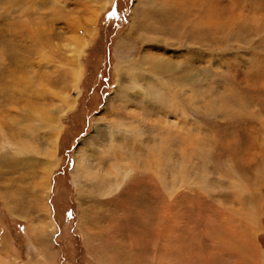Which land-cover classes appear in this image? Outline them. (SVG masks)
Segmentation results:
<instances>
[{
    "label": "rangeland",
    "instance_id": "obj_1",
    "mask_svg": "<svg viewBox=\"0 0 264 264\" xmlns=\"http://www.w3.org/2000/svg\"><path fill=\"white\" fill-rule=\"evenodd\" d=\"M108 1L0 0V161L22 139L38 146L0 168V264H155L161 224L146 210L164 205V237L187 233L190 257L207 246L245 263L238 242L222 244L235 228L257 247L246 264H264V0H185L191 15L178 1ZM192 5L214 21L197 28ZM144 8L162 33L140 27ZM50 115L62 129L48 189ZM119 162V188L102 190Z\"/></svg>",
    "mask_w": 264,
    "mask_h": 264
},
{
    "label": "bare ground",
    "instance_id": "obj_2",
    "mask_svg": "<svg viewBox=\"0 0 264 264\" xmlns=\"http://www.w3.org/2000/svg\"><path fill=\"white\" fill-rule=\"evenodd\" d=\"M114 0H109L108 2H113ZM162 1V0H161ZM179 2L180 3V6H183V5H185L186 4V6H185V8H186V10H187V12H189L190 13V10L192 9L190 6H191V2H185V0H169V6H171V8L173 7V5H174V3L175 2ZM190 1V0H189ZM168 2V1H167ZM196 2H198V0H193V3H196ZM178 3V4H179ZM143 6V5H142ZM163 6V5H162ZM165 6V5H164ZM193 6V5H192ZM184 7V6H183ZM175 9V8H174ZM178 9H180V8H178ZM193 9H194V25L197 27V28H200V26H202V25H205L207 22H211L213 19H209L208 18V16H206V18L207 19H204V21L202 22V19H201V17H199L198 18V15L196 14V11H198L199 10V8L197 7V9L193 6ZM159 11V10H158ZM178 11V10H177ZM139 12H141V15H143V19L142 20H140V27L142 28V29H144V30H146V28H153L154 29V27H153V25H154V23H153V19H150V17H149V13L148 12H150L149 11V9L148 8H144L142 11L141 10H139ZM143 12V13H142ZM160 12V11H159ZM164 12V11H163ZM184 12V11H183ZM187 12H185V13H187ZM185 13H183V14H185ZM135 14V13H134ZM153 14V13H152ZM156 14V13H155ZM159 14V13H158ZM176 14H178V13H176ZM188 14V13H187ZM217 14V13H216ZM157 15V14H156ZM190 15H191V13H190ZM145 16H147V17H145ZM170 16V15H169ZM183 16V15H182ZM171 17V16H170ZM179 17V16H178ZM180 17H181V15H180ZM185 17V16H184ZM190 17V16H189ZM188 16L186 17V18H189ZM176 18V17H175ZM177 19V18H176ZM189 19H192V17L191 18H189ZM192 19V20H193ZM167 20V19H166ZM169 20H170V18H169ZM171 20H172V18H171ZM191 20V21H192ZM156 21V20H155ZM177 21V20H176ZM175 20L173 21V22H176ZM214 21V20H213ZM159 22V21H158ZM169 22V24H170V21H168ZM167 22V23H168ZM189 22V21H188ZM167 23H166V25H167ZM176 23H178V22H176ZM176 23H174V24H176ZM186 23H187V21H186ZM190 23H193V22H190ZM190 23H188V24H190ZM214 24V23H213ZM190 25H192V24H190ZM218 25V24H217ZM159 26V25H158ZM161 27V26H160ZM160 27H156L155 29H154V31L155 32H161L163 29H161ZM166 27H168V25L166 26ZM173 27V30H170V31H172V33H177V28L178 27H175V26H172ZM171 27V28H172ZM185 27V26H184ZM192 27V26H191ZM211 27V26H210ZM218 27V26H217ZM171 28H169V29H171ZM193 28V27H192ZM167 29V28H166ZM181 30H182V28H180ZM201 29V28H200ZM213 29V28H212ZM196 30V29H195ZM194 30V31H195ZM199 30V29H198ZM211 30V29H210ZM209 30V31H210ZM169 31V30H168ZM193 31V30H192ZM163 32V31H162ZM161 32V33H162ZM188 32H190V31H188ZM180 33H182V32H180ZM192 33V32H191ZM210 33L212 34V32L210 31ZM156 34V33H155ZM170 34V33H169ZM178 34V33H177ZM131 35V34H130ZM138 35V34H137ZM171 35V34H170ZM197 35V34H196ZM186 36V35H185ZM137 37V36H136ZM176 39H178V38H176ZM148 58V57H147ZM153 61V60H152ZM164 62V61H163ZM164 64V63H163ZM127 65V64H126ZM132 65H134V64H132ZM161 66V64L160 63H158V61H157V63L155 62L154 63V68H157V67H160ZM127 67V66H126ZM130 68V67H129ZM133 69V68H132ZM134 69H136V68H134ZM158 70V69H157ZM158 97V96H157ZM22 103V102H21ZM39 107V106H38ZM43 108H45V107H43ZM8 111V110H7ZM43 111V110H42ZM10 112V111H9ZM8 112V113H9ZM25 113V110L23 109V107H18L17 108V114L15 115V118L13 117V119H14V121L16 122V125H19V124H21V122H26L25 121V117H24V114ZM120 113V112H119ZM7 115V114H6ZM18 115V116H17ZM46 121L44 122V125H45V127H49V131H46L45 132V139H46V143H45V146H44V148H43V154H44V160H43V168H44V174L42 175V176H39V178H40V181H38V185L39 186H41V185H44V187L45 186H47L48 187V189L50 188V175H51V172L53 171V168L54 167H56L57 165H58V163H59V160L58 159H55V157H56V150H57V139H58V134H59V132H60V130L62 129V125L60 124V123H57V121L55 120V118H53V117H51V115L50 116H48V118L47 119H45ZM50 122V123H47V122ZM40 122V121H39ZM43 123V122H42ZM39 124V123H38ZM41 125L42 124H40V126H38V127H32V128H28V130L30 129H34L33 131H38V129L41 127ZM115 126V125H114ZM37 129V130H36ZM120 129V128H119ZM119 129H116V130H119ZM30 130H29V132L27 133V134H34L32 131L30 132ZM114 131H116L115 129H113ZM3 131V130H2ZM1 133V132H0ZM112 134H113V132H112ZM23 135V134H22ZM115 139V138H114ZM17 141V140H16ZM19 142V141H18ZM27 144V145H26ZM29 144V145H28ZM14 146H16L15 147V155H12V156H7V159L6 158H4L3 159V157H2V161H0V168H2V166L3 165H5L6 164V171L7 172H9V173H11V172H15V170H17V168L18 167H20L21 165H23L24 164V162L26 163L27 161H29V160H27V159H29V157H27V159H24V157H22V156H20V154H28L30 151H31V148H33L35 151H38L37 150V148L36 147H38L37 145H32V144H30V143H28L27 141H25L24 139H22V140H20V142L19 143H15L14 144ZM18 146V147H17ZM134 149H135V151H138L139 150V148L136 146V144L134 145ZM13 151V152H14ZM111 155H113L114 156V152H115V149L113 148V147H111ZM131 151V150H130ZM12 153V152H11ZM123 153H121V155H122ZM130 156H132V153L130 152ZM90 155V154H89ZM79 156H81V157H79ZM79 156H78V158H77V160H78V162H86L87 163V165H86V167H89L90 166V164H92V161H91V159L90 158H88V157H84V153H80L79 154ZM118 157H120V155L118 156ZM82 159H84V160H86V161H83ZM124 159H126V158H124ZM124 159H122V161H125L126 162V160H124ZM118 160H120V159H118ZM79 163V164H80ZM80 166V165H79ZM113 165H111V167H112ZM114 166H115V168L114 167H112L111 169H109V173L112 175V180L111 179H108V178H104V179H102L103 180V183H102V186H100L101 188H103L102 190H117L119 187H114L115 186V184H114V182L116 181V186H119L120 184H121V178H120V174H121V169H123V167H126L127 165H124L123 163H121L120 164V162H119V164L118 163H114ZM130 166H135V161H132V160H130ZM76 167H78V166H76ZM90 168H92L91 166H90ZM83 169V168H82ZM130 170V169H129ZM0 173L2 174L3 173V170H1L0 169ZM132 173V172H131ZM8 174V173H7ZM86 174L87 175H89V173H88V171H86ZM103 174V173H102ZM107 174V173H106ZM104 175V174H103ZM123 175V174H122ZM102 177V176H101ZM105 177H107V176H105ZM113 177H114V179H115V181H113ZM89 178V177H88ZM87 178V179H88ZM93 178V177H92ZM91 179V178H90ZM89 180V179H88ZM122 180H123V178H122ZM9 181V180H8ZM7 181V182H8ZM6 182V181H5ZM50 182V183H49ZM100 184V183H99ZM101 190V191H102ZM171 191V190H170ZM111 192H113V191H111ZM117 192V191H116ZM11 193V192H10ZM50 193H49V190H48V193H47V197H48V195H49ZM113 194V193H112ZM162 195V194H161ZM118 197V196H117ZM121 197H123V196H121ZM160 197V196H159ZM33 204V203H32ZM125 205V204H124ZM165 206V208L163 207V212H157L156 210H154V207H152V206H150V208H147V210H146V217L147 216H149L150 217V220L151 219H156L155 221H156V224H157V222H158V224H163V223H165V219H166V214L168 213V210H167V208H166V205H164ZM20 209V208H19ZM23 209V208H22ZM128 209V208H127ZM90 211V210H89ZM88 211V212H89ZM84 212V211H83ZM87 212V213H88ZM113 213H115V212H113ZM128 214H129V212H128ZM136 214H138V213H136ZM169 214V213H168ZM95 215V214H94ZM94 215H92L91 214V211H90V214H86V215H84V217H83V221L85 222V223H88V222H91L92 223V220H91V217H93V219H94ZM134 215L135 214H130V217H129V223H131V218L132 217H134ZM110 218V217H109ZM95 220H96V218H95ZM83 222V223H84ZM94 222V221H93ZM85 223L83 224V225H85ZM90 223V224H91ZM117 223H118V221H117ZM146 219L143 221L140 217H138V218H135L134 219V223H133V226H136L137 228H140L142 231L144 230L145 231V227H146ZM98 225V224H97ZM114 225V224H113ZM161 225L160 226H154V229L156 230V234L154 235V240H155V255H156V257H155V260H156V263L155 264H223L222 263V260L224 259L225 260V258H220V257H217L216 255H217V253L215 254V251L213 252V254H209V253H207L206 251H205V249H206V247L204 246V248L202 249V251H201V253H204L205 254V257L203 258V257H199L197 254V256H196V258H193V257H190L189 256V250L186 248V245H185V239H186V236H187V233H183V231H182V234L181 233H179L178 231H177V233L175 234V235H173V237H172V239H170V234H171V232H172V228H169L168 229V231L167 232H170L169 233V235L167 236V237H164V233H166L165 232V229L163 228V227H161ZM84 227V226H83ZM135 227V228H136ZM166 227V226H165ZM238 227V226H237ZM235 229V228H234ZM234 229H232L231 230V232H229L228 233V235L226 236L227 237V240L228 241H226V242H224V243H222V244H224V245H226V247L228 248V249H230L231 250V253H232V247H231V245L233 244V243H239V246H237L238 247V252L240 253V257H241V255H242V250H243V253H244V260H243V262H245V263H243V264H246V262H250V258H248V256L246 257V255L248 254V253H250V252H253V251H255L256 250V246H255V244L253 243V234L251 235H246V237H241L240 238V236H239V238L238 237H236V232L234 231ZM239 230H240V228H238ZM241 229H243V228H241ZM223 230V229H222ZM247 232V231H246ZM213 233V232H212ZM245 233V232H244ZM251 233H253V232H251ZM143 234H145L144 232H143ZM220 234H221V232H220V230H214V234H213V237L214 238H220ZM97 235V234H96ZM245 235V234H244ZM223 238V237H222ZM253 240V241H252ZM218 241V240H217ZM110 245H111V243H110ZM108 246V245H107ZM109 247V246H108ZM220 247H221V244L219 243L218 244V246H217V248H216V250H219L220 249ZM234 248H236V247H234ZM115 252H117V250L116 249H113ZM227 250V249H226ZM236 250V249H235ZM111 252H113L112 251V249H111ZM114 254V253H113ZM256 255V254H255ZM230 256V255H229ZM232 256H233V254H231V259H232ZM260 256V255H259ZM159 257H162V258H159ZM168 257V258H167ZM169 258L171 259H173L174 261H173V263H172V260L170 261L169 260ZM230 258V257H229ZM260 258H261V256H260ZM238 259H239V257H238ZM260 260V259H259ZM254 261V260H253ZM219 262V263H218ZM240 262V261H239ZM258 262V261H257ZM251 263H252V261H251ZM233 264H235V263H233ZM236 264H241V263H236ZM247 264H249V263H247ZM252 264H254V263H252Z\"/></svg>",
    "mask_w": 264,
    "mask_h": 264
}]
</instances>
